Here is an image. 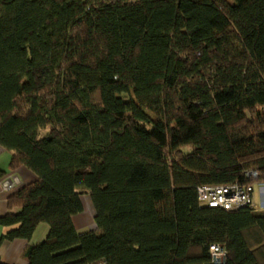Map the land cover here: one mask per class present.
Listing matches in <instances>:
<instances>
[{
	"label": "trees",
	"instance_id": "16d2710c",
	"mask_svg": "<svg viewBox=\"0 0 264 264\" xmlns=\"http://www.w3.org/2000/svg\"><path fill=\"white\" fill-rule=\"evenodd\" d=\"M0 145L27 264H264V209L196 194L264 183V0H0Z\"/></svg>",
	"mask_w": 264,
	"mask_h": 264
},
{
	"label": "crops",
	"instance_id": "0c3cea01",
	"mask_svg": "<svg viewBox=\"0 0 264 264\" xmlns=\"http://www.w3.org/2000/svg\"><path fill=\"white\" fill-rule=\"evenodd\" d=\"M9 159H10V153L0 145L1 169L6 170L7 174L8 173L15 174L19 178L20 181L19 186L25 185L35 179L34 173L25 166H19L15 169L9 170L8 169ZM262 187H264V184L262 185ZM9 193L10 192L3 190L0 184V216H2L8 211L7 196L9 195ZM83 197H86L85 199L86 201L89 200V196L87 194L81 196L82 201L84 200ZM81 203H82V211L75 214L72 217L73 225L79 231L96 229L93 220L94 207L92 202H81ZM259 204H260V208L264 209V197L262 200H260ZM6 230L7 227H4L0 224V235L6 232ZM47 232H48V225L44 222H40L35 226L28 240L23 238L3 240L0 243V261L7 264H27V260L23 256L24 248L29 244H39L45 238Z\"/></svg>",
	"mask_w": 264,
	"mask_h": 264
},
{
	"label": "built area",
	"instance_id": "2783aa9c",
	"mask_svg": "<svg viewBox=\"0 0 264 264\" xmlns=\"http://www.w3.org/2000/svg\"><path fill=\"white\" fill-rule=\"evenodd\" d=\"M246 176L252 179L257 177L255 170L246 171ZM19 178L13 174H6L0 181L1 187L7 192H12L19 186ZM255 183L240 184L238 182L230 183H212L197 186V200L202 205L210 207H220L226 210H234L241 207L257 209L254 200ZM211 259L214 264H220L224 261V250L219 244L210 245Z\"/></svg>",
	"mask_w": 264,
	"mask_h": 264
},
{
	"label": "rangeland",
	"instance_id": "374dc122",
	"mask_svg": "<svg viewBox=\"0 0 264 264\" xmlns=\"http://www.w3.org/2000/svg\"><path fill=\"white\" fill-rule=\"evenodd\" d=\"M229 1H231V0H229ZM262 185H263V183H255V186H254V193H253V195H254V200H255V202H256V205H257V208H259V209H261L260 208V204H259V202H260V200H262L263 199V197H264V187H262ZM83 195H86V194H83ZM83 201L82 202H91L90 201V198H89V200L88 201H86L85 199H86V197H83Z\"/></svg>",
	"mask_w": 264,
	"mask_h": 264
},
{
	"label": "clouds",
	"instance_id": "9594fccd",
	"mask_svg": "<svg viewBox=\"0 0 264 264\" xmlns=\"http://www.w3.org/2000/svg\"><path fill=\"white\" fill-rule=\"evenodd\" d=\"M264 184V183H263ZM257 209H259V208H257Z\"/></svg>",
	"mask_w": 264,
	"mask_h": 264
}]
</instances>
